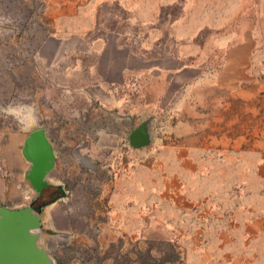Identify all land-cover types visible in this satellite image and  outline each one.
Instances as JSON below:
<instances>
[{
  "label": "rangeland",
  "instance_id": "1",
  "mask_svg": "<svg viewBox=\"0 0 264 264\" xmlns=\"http://www.w3.org/2000/svg\"><path fill=\"white\" fill-rule=\"evenodd\" d=\"M255 11L256 0H0V173L24 174V141L46 127L65 214L39 220L41 252L22 264H264ZM137 128L146 143H131Z\"/></svg>",
  "mask_w": 264,
  "mask_h": 264
},
{
  "label": "crops",
  "instance_id": "2",
  "mask_svg": "<svg viewBox=\"0 0 264 264\" xmlns=\"http://www.w3.org/2000/svg\"><path fill=\"white\" fill-rule=\"evenodd\" d=\"M255 12L259 34L258 37L260 36L261 31H263L262 35L264 36V0H256ZM248 50V46L241 45L240 51L248 55ZM37 130L44 131L48 145L55 157L51 140L47 135L48 129L38 125V127L31 130L30 133ZM29 135L24 141L21 159L23 165L29 162V168L26 171L23 170L22 172H24V174H20L18 176L11 175V173L7 174L6 172L4 173L5 175L0 173V221L2 223L0 226V232L2 231L5 235H7L6 238H0V260H2L4 264H22L25 259L31 260L37 257L40 254L39 252H41L39 247L40 240L42 238L45 240L41 225L42 222L40 223L39 220L41 219L42 221V217H45L48 214L49 217L46 221L49 223V220L53 219L52 221H55V218L58 216L64 218L65 215L62 213V210L58 208V205H60L58 199L62 196V192L60 194H56V196H54L55 199H50L44 205L35 206V198L42 190L35 187L30 179L33 162L24 151L26 140ZM106 142V139L97 141V143L101 144V146L106 145ZM24 160H27L25 161L26 163ZM53 163L55 162L53 161ZM50 170L46 172L43 178L45 182L43 187H55L58 185L57 183L49 181L51 178H57V176L50 174ZM24 188H28L30 191H33L31 200L23 199L22 195L25 192ZM74 220L75 219L73 218L72 221ZM64 221H68V219ZM2 248L4 249L2 250Z\"/></svg>",
  "mask_w": 264,
  "mask_h": 264
},
{
  "label": "water",
  "instance_id": "3",
  "mask_svg": "<svg viewBox=\"0 0 264 264\" xmlns=\"http://www.w3.org/2000/svg\"><path fill=\"white\" fill-rule=\"evenodd\" d=\"M146 141L144 129H135L131 135V143L133 145H141L146 143ZM24 151L33 162L30 179L34 186L41 190L45 185L43 178L53 164V154L43 130H37L30 133L26 140Z\"/></svg>",
  "mask_w": 264,
  "mask_h": 264
},
{
  "label": "flooded vegetation",
  "instance_id": "4",
  "mask_svg": "<svg viewBox=\"0 0 264 264\" xmlns=\"http://www.w3.org/2000/svg\"><path fill=\"white\" fill-rule=\"evenodd\" d=\"M45 189H47V192L49 191L48 192L49 194L44 195ZM50 189L52 190V187H50V186H45L41 189L42 191L39 192L35 198V206H37V205L41 206V205H44L46 202H48V200H46L47 196L48 197H51V196L54 197V196H56V194H58L56 190L53 189L52 191H50Z\"/></svg>",
  "mask_w": 264,
  "mask_h": 264
}]
</instances>
